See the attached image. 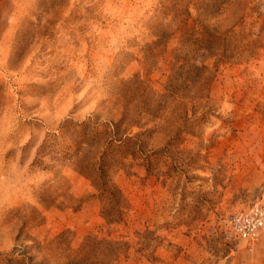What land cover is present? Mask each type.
Wrapping results in <instances>:
<instances>
[{
  "label": "rangeland",
  "instance_id": "rangeland-1",
  "mask_svg": "<svg viewBox=\"0 0 264 264\" xmlns=\"http://www.w3.org/2000/svg\"><path fill=\"white\" fill-rule=\"evenodd\" d=\"M0 264H264V0H0Z\"/></svg>",
  "mask_w": 264,
  "mask_h": 264
},
{
  "label": "built area",
  "instance_id": "built-area-1",
  "mask_svg": "<svg viewBox=\"0 0 264 264\" xmlns=\"http://www.w3.org/2000/svg\"><path fill=\"white\" fill-rule=\"evenodd\" d=\"M241 223H244L246 219L244 218H239ZM254 222L252 223L251 227L248 229H251L252 231L255 230L258 226L262 224V214L261 213H256V217L253 218ZM243 230V228H241Z\"/></svg>",
  "mask_w": 264,
  "mask_h": 264
}]
</instances>
